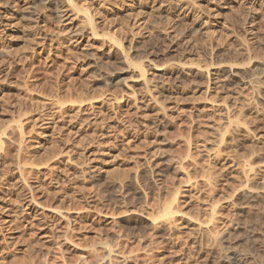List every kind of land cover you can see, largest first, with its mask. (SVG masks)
<instances>
[{
  "label": "rangeland",
  "instance_id": "374dc122",
  "mask_svg": "<svg viewBox=\"0 0 264 264\" xmlns=\"http://www.w3.org/2000/svg\"><path fill=\"white\" fill-rule=\"evenodd\" d=\"M66 2L0 0V264H264V0H74L95 36ZM101 30L136 47L147 82ZM70 95L86 100L55 104ZM166 116L174 150L192 140L185 161L161 146ZM26 154L56 156L21 170ZM163 168L172 183L146 195L135 175ZM175 191L174 222L153 223Z\"/></svg>",
  "mask_w": 264,
  "mask_h": 264
},
{
  "label": "bare ground",
  "instance_id": "6f19581e",
  "mask_svg": "<svg viewBox=\"0 0 264 264\" xmlns=\"http://www.w3.org/2000/svg\"><path fill=\"white\" fill-rule=\"evenodd\" d=\"M56 1H57V0H56ZM66 1L68 2L69 5L72 6V8H74L73 11L76 9L75 11L78 12V15H79L80 13L83 14V15H85V16H84V18H85V20H84V28L90 29V31H91V33H92L93 36L97 35V34H98V27H97L98 24H96V21H97V20H94V16L90 13V11H89V9H88V8H89V7H88L89 5H88L87 7H85V8H83L84 5H83V6H79V5H78L79 3H78L77 5H75V4H76V3H75L76 1L74 2V0H66ZM80 1H81V0H80ZM82 1H83V0H82ZM85 1H86V0H85ZM104 1H106V0H104ZM116 1H117V0H116ZM134 1H135V0H134ZM143 1H144V0H143ZM53 2H55V1H53ZM67 2H66V3H67ZM73 2H74L75 4H73ZM132 2H133V1H132ZM49 3H51V2H49ZM106 3H107V2H106ZM115 3H116V2H115ZM8 4H9V3H8ZM68 4H67V5H68ZM85 4H86V3H85ZM53 5H54V4H53ZM56 5H57V4H56ZM59 5H60V4H59ZM121 5H122V4H121ZM5 6H6V5H5ZM7 6H8V5H7ZM45 6H46V5H45ZM54 6H55V5H54ZM60 6H62V5H60ZM90 7H91V6H90ZM143 7H144V6H143ZM160 7H161V6H160ZM56 8H57V7H56ZM56 8H55V9H56ZM60 9H61V8H60ZM62 9H63V8H62ZM70 9H71V8H70ZM58 10H59V8H58ZM156 10H157V9H156ZM159 10H160V9H159ZM62 11H63V10H62ZM45 13H46V12H45ZM57 13H58V12H57ZM62 13H63V12H62ZM139 13H140V12H139ZM36 14H37V13H36ZM40 14H41V13H40ZM81 14H80V15H81ZM37 15H38V14H37ZM41 15H42V14H41ZM57 15H59V14H57ZM51 16H52V14H51ZM159 16H160V14H159ZM164 16H165V15H164ZM33 17H34V16H33ZM37 17H38V16H37ZM47 17H48V15H47ZM53 17H54V16H53ZM57 17H58V16H57ZM57 17H56V18H57ZM162 17H163V16H162ZM40 18H41V17H40ZM163 18H164V17H163ZM166 18H167V17H166ZM54 19H55V18H54ZM35 21H36V20H35ZM44 21H45V20H44ZM51 21H53V20H51ZM57 21H58V20H57ZM39 22H40V21H39ZM82 22H83V21H82ZM154 22H155V20H154ZM27 23H28V22H27ZM36 23H37V21H36ZM46 23H47V22H46ZM36 25H38V24H36ZM149 25H150V24H149ZM149 25H148V26H149ZM146 26H147V25H146ZM39 27H40V25H39ZM150 27H152V26H150ZM37 28H38V27H37ZM150 29H151V28H150ZM39 30H40V28H39ZM39 30H38V31H39ZM110 30H111V29H110ZM119 30H120V29H119ZM84 31H85V30H84ZM101 31H103V35H102V36H104V37H106L108 40L112 41L115 45H117V47H118V46H119L120 48L123 47V44H124V43H123V41H122V38L120 37V36H123V35H120V34H118V33L112 34L111 32H108L109 30L106 31L107 33H105L104 30H101ZM192 31H193V30H192ZM194 31H196V30H194ZM99 32H100V31H99ZM114 32H115V31H114ZM196 32H197V31H196ZM36 33H37V32H36ZM101 33H102V32H101ZM131 33H132V32H131ZM191 33H193V32H191ZM117 34L120 35V36H118ZM37 35H38V34H37ZM74 35H75V34H74ZM89 35H90V34H89ZM92 35H91V36H92ZM98 35H99V34H98ZM137 35H138V34H137ZM154 36H155V35H154ZM160 36H162V35H160ZM164 36H165V35H164ZM81 37H82V35H81ZM99 37H101V34H100ZM104 37H102V38H104ZM123 37H124V36H123ZM126 37H127V34H126ZM132 37H133V38H132ZM132 37H131V38H132V43H133V39H134V37H136V36H134L133 33H132ZM155 37H157V35H156ZM42 38H43V37H42ZM60 38H61V37H60ZM142 38H143V37H142ZM154 39H155V38H154ZM154 39H153V40H154ZM104 40H105V39H104ZM108 40H107V41H108ZM125 40H126V39H125ZM125 40H124V42H125ZM136 40H137V39L134 40V43H135V44H136V43L138 44L139 42H137ZM155 40H156V39H155ZM161 40H162V39H161ZM110 41H109V42H110ZM126 41H128V39H127ZM140 41H141V40H140ZM174 41H175V40H174ZM103 42H104V41H103ZM161 42H162V41H161ZM172 43H173V42H172ZM126 44H127V43H126ZM164 45H165V44H164ZM125 46H126V45H125ZM114 47H115V46H114ZM134 47H135V46H133V44H132V45L130 44L129 49H126V48L123 47L124 49L122 50V54H124V58H125V61H126V62H125V63H126V67H127L128 69H133V70L136 69V70H137V73L141 75V78L143 77V80L145 79L146 82H147L148 79H146V75H145V74H146V71L144 70V68H145L144 66H145V65H144V62H142L143 59L141 60V57L139 56L140 59H139V58H138V59L141 60V61H139L138 59H136V61H135V60H133V59L131 58V57H133V56H132L133 53H132V54H129V53H131V51H133L132 48H134ZM120 48H119V49H120ZM135 48H136V47H135ZM176 48L178 49V47H176ZM176 48H174V49H176ZM131 49H132V50H131ZM137 49H138V48H137ZM137 49H136V50H137ZM140 49H141V47H140ZM142 49H143V48H142ZM146 49H147V48H146ZM172 49H173V48H172ZM174 49H173V50H174ZM120 50H121V49H120ZM128 50H129V51L131 50V51L129 52ZM138 50H139V49H138ZM143 50H144V49H143ZM147 50H148V49H147ZM147 50H146V52H147ZM152 50H154V48H153ZM181 50H183V49H181ZM140 51H141V50H140ZM150 51H151V50H150ZM116 52H117V51H116ZM143 52H144V51H143ZM182 52H183V51H182ZM182 52H181V53H182ZM119 53H120V52H119ZM119 53H117V54L119 55ZM141 53H142V51H141ZM141 53L139 52L138 54L141 55ZM151 53L153 54V51H151ZM117 54H116V55H117ZM122 54L120 53L121 57H120V55L118 56V57H120V59L123 57ZM138 54H136V55H138ZM148 54H150V53H148ZM148 54H147V56H149ZM158 54H159V53H158ZM171 54H172V52H171ZM174 54H176V53H174ZM174 54H173V55H174ZM178 54H180V52H178ZM112 55H113V54H112ZM116 55H115V56H116ZM130 55H131V57H129ZM133 55H134V54H133ZM150 55H151V54H150ZM173 55L171 56L172 59H174V58H176V57L178 56L177 54H176V55H177L176 57H175V55H174V56H173ZM181 55H182V54H181ZM141 56H142V55H141ZM147 56H145L144 58H146V60L148 59L147 61H150L149 58H147ZM210 56H211V55H210ZM157 57H158V56H157ZM179 57H181V56L179 55ZM208 57H209V56H208ZM212 57H213V55L211 56V58H212ZM110 58H111V57H110ZM130 58H131L132 61L130 60ZM135 58H136V56H135ZM150 58H151V57H150ZM177 58H178V57H177ZM209 58H210V57H209ZM111 59H112V58H111ZM122 59H123V58H122ZM153 59H154V58H153ZM179 59L181 60V58H179ZM174 60H176V59H174ZM180 60H179V62H180ZM89 61L92 62V60H89ZM112 61H113V59H112ZM114 61H115V60H114ZM114 61H113V62H114ZM133 61L138 62V63H134ZM144 61H145V59H144ZM181 61H182V60H181ZM208 61H209V59H208ZM208 61H207V62H208ZM211 61H213V60H211ZM220 61H221V60H220ZM117 62H118V61H117ZM122 62H123V61H122ZM152 62H153V60H152ZM152 62H151V63H152ZM173 62H175V61H173ZM176 62H178V61L176 60ZM125 63H124V65H125ZM151 63H150V64H151ZM145 64H146V63H145ZM147 64H148V63H147ZM182 64H183V63L181 62V66H183ZM193 64H194V63H193ZM193 64L191 63V65H193ZM195 64H196V63H195ZM207 64H209V66H210L212 63H211V64H210V63H207ZM179 65H180V64H179ZM212 65H213V64H212ZM212 65H211V67H212ZM223 65H224V64H223ZM148 66H149V65H148ZM153 66H154V65H153ZM170 66H171V65H170ZM176 66H177V65H176ZM181 66H180V68H181ZM197 66H200V65L197 64ZM209 66H206V67H205V70H207L208 73H210V70H208V68H207V67H209ZM124 67H125V66H124ZM126 67H125V68H126ZM171 67H174V66L172 65ZM211 67H210V68H211ZM217 67H219V66H217ZM225 67H226V66H225ZM150 68H151V67H150ZM158 68H159V67H158ZM178 68H179V66H178ZM210 68H209V69H210ZM231 68H232V67H231ZM170 69H171V68H170ZM175 69H176V68H175ZM226 69H227V67H226ZM123 70H124V69H123ZM136 70H135V71H136ZM203 70H204V69H203ZM217 70H218V69H217ZM223 70H224V69H223ZM232 70H233V69H232ZM102 71H103V70H102ZM124 72H125V71H124ZM129 72H130V71H129ZM178 72H180V71H178ZM105 73H106V72H105ZM118 73H119V72H118ZM127 73H128V72H127ZM134 73H135V72H134ZM227 73H228V72H227ZM233 73H235V72H233ZM98 74H99V73H98ZM171 74H172V72H171ZM173 74H174V73H173ZM206 74H207V73H206ZM219 74H220V73H219ZM235 74H236V73H235ZM104 75H105V74H104ZM106 75H107V74H106ZM112 75H113V74H112ZM117 75H118V74H117ZM131 75H132V74H131ZM134 75H135V74H134ZM134 75H133V76H134ZM179 75H180V74H178L177 76H179ZM208 75H210V74H208ZM208 75H207V76H208ZM221 75H222V74H221ZM240 75H241V74H240ZM115 76H116V75H115ZM128 76H129V75H128ZM144 76H145V78H144ZM169 76H170V75H169ZM177 76H175V78H176L177 80H179V79L177 78ZM207 76H206V77H207ZM228 76H229V75H228ZM232 76H233V75H232ZM232 76H231V77H232ZM234 76H235V75H234ZM70 77H71V76H70ZM98 77H99V76H98ZM108 77H109V76H108ZM113 77H114V76H113ZM163 77H164V76H162V78H163ZM171 77H172V75H171ZM181 77H182V76H181ZM181 77H179V78H181ZM226 77H227V76H226ZM100 78H101V77H100ZM129 78H130V76H129ZM160 78H161V77H160ZM204 78H205V77H204ZM229 78H230V77H229ZM237 78H238V77H237ZM237 78H235V79H237ZM104 79H105V78H104ZM110 79H111V78H110ZM110 79H109V81H110ZM113 79H114V78H113ZM117 79H118V81H120V80H122V81L125 80L124 83L122 82L123 84H126V83H127V81H126L125 78H117ZM171 79H172V78H171ZM176 79H175V80H176ZM196 79H198V78H195L194 80H196ZM235 79H234V80H235ZM79 80H80V79H79ZM158 80H160V79H158ZM177 80H176V83H177ZM194 80H193V81H194ZM81 81H82V80H81ZM118 81H117V82H118ZM163 81H164V80H163ZM168 81H169V80H168ZM181 81H184V80H181ZM208 81H210V80H208ZM232 81H233V80H232ZM64 82H65V81H64ZM83 82H84V81H83ZM236 82H237V81H236ZM108 83H109V82H108ZM161 83H162V82H161ZM172 83H173V82H172ZM182 83H184V82H182ZM234 83H235V82H234ZM52 84H53V83H52ZM59 84H60V83H59ZM81 84H83V83H81ZM95 84H96V83H95ZM111 84H113V83H111ZM119 84H120V83H119ZM146 84H147V83H146ZM177 84H178V83H177ZM179 84H181V83H179ZM53 85H54V84H53ZM55 85H56V84H55ZM83 85H85V83H84ZM86 85H87V83H86ZM108 85H109V84H108ZM115 85H117V84L115 83ZM73 86H74V84H73ZM87 86H89V85H87ZM94 86H95V85H94ZM109 86H110V85H109ZM146 86H150V85H146ZM57 87H58V86H57ZM74 87H75V86H74ZM79 87H80V86H79ZM84 87H85V86H84ZM125 87L127 88V87H129V86H126V85H125ZM52 88H53V87H52ZM69 88H71V85H70ZM82 88H83V87H82ZM85 88H86V87H85ZM85 88H83V89L86 90ZM147 88H148V87H147ZM74 89H75V88H73V89L71 88L70 90L73 91ZM78 89H80V88H78ZM148 89H149V88H148ZM148 89H146V90L148 91V93L151 92V94H152L153 91H152V90H148ZM52 90L54 91L55 89H51V92H52ZM60 90H61V88H60ZM70 90H69V91H70ZM80 90H81L80 92L82 93V89H80ZM76 91H77V90H76ZM89 91H90V90H89ZM149 91H150V92H149ZM158 91H160L161 93L163 92V91H161V90H158ZM158 91H157V92H158ZM262 91H264V90H262ZM58 92H59V91H58ZM78 92H79V91H78ZM83 92H84V91H83ZM85 92H86V91H85ZM85 92H84V94L87 93V92H86V93H85ZM160 92H159V93H160ZM74 94H75V93H74ZM151 94H150V95H151ZM55 95H56V94H55ZM71 95H72V93H71ZM71 95H70L69 98H67V96H66V98H63V97H61V96H58L57 99H56V101H54V102H56L55 104H57V105L62 109V107L68 105V103H71L72 105H74V104H77V105H78V104H79V105L81 106V104H83V101L85 102V100H86V97H85V98H82V96H81L82 99H80V98H78V97H74V96H71ZM75 95H76V94H75ZM153 95H154V94H153ZM158 95H159V94H158ZM263 95H264V94H263ZM77 96H78V95H77ZM83 96H84V95H83ZM86 96H87V95H86ZM160 96H161V94H160ZM162 96H163V95H162ZM79 97H80V96H79ZM133 97H134V96H133ZM121 98H122V97H121ZM84 99H85V100H84ZM114 99L117 100L118 98H117V97H114ZM82 100H83V101H82ZM154 100H155V98H154ZM163 100H164V99H163ZM156 101L159 102V101H158V98H156ZM156 101H155V102H156ZM157 102H156V103H157ZM160 102L164 103V102L161 101V100H160ZM162 103H161V105H160V103H159V105L161 106L162 113H163L164 111H165V113H166V108H167V107L164 106L165 103H164V104H162ZM212 103H213V102H212ZM71 104H69V105H71ZM79 105H78V106H79ZM159 105H158V106H159ZM74 106H75V105H74ZM167 106H168V105H167ZM76 107H77V106H76ZM77 108H78V107H77ZM79 108H80V107H79ZM159 108H160V107H159ZM20 112H21V111H20ZM21 113L24 114V112H21ZM80 113H82V112H80ZM60 114H61V113H60ZM17 115H18V114H17ZM142 115H143V114H142ZM165 115H168V114L166 113ZM22 116H23V115H22ZM77 116H78L79 118H78ZM75 117H77L78 120H80V121H84V117H83L81 114H80V115L77 114ZM164 117H165V116H164ZM164 117H163V120H164ZM166 117H167V116H166ZM207 117H208V115H207ZM158 118H159V117H158ZM158 118H155V121H156V122H157L156 119H158ZM16 119H17V120L14 119V121H12V122H13V124H15V122H16V124L18 125V127H19V129H20L21 135L24 137L23 132H22V130H23V125H22V120H21V114H19V116H18ZM160 119H161V118H160ZM177 119H178V118H177ZM207 119L210 121V118H207ZM173 120H174V118H173ZM160 121H162V120H160ZM174 121H175V120H174ZM174 121H173V122H169V121H168V117H167V123L169 122L168 126H165L166 130H168L167 133H164V132H166L164 129H163L164 132H163V130H160V131H162V132H158V131H156V133L158 132V138H161V143H162L161 146L163 147V145H164V148H165V149H164V148H163V149L165 150L166 153L168 152V153L170 154V155H168L167 157H169V156L174 157L175 154H176L177 157L179 156L178 158H180V161H179L177 158H176V159H177L179 162H181V161H185V160H186V159L184 160V158H187V159L189 158V155H190V153H191V152H190V151H191V150H190V147L192 148V145H191V141H192V140H191V141H190V140H188V141L185 140V141H187V146H186V147H187V149H186V153H187L186 155H187V157H185L186 155H184V154H185V151H184L185 149L179 148V149H177V150H174V147L170 145V144H172V141H171L170 144H168L169 141H170V138H169L168 136H169L170 133H171L170 136L172 135V133H173L172 129H173V127L175 126ZM176 121H177V120H176ZM12 122H11V123H12ZM156 122H153V123H155L154 125H158V124H159V123L156 124ZM158 122H159V121H158ZM162 122H163V121H162ZM232 122H233V121H232ZM232 122L229 121V125H230V123H231V125H232ZM149 123H150V122H148V124H149ZM145 124L148 125L147 123H145ZM162 124H163V123H162ZM164 124H165V123H164ZM208 124H209V123H208ZM160 125H161V124H160ZM203 125H204V124H203ZM8 126L10 127V123H9V125L7 124V127H8ZM136 126H137V125H136ZM136 126H135V127H136ZM158 126H159V125H158ZM209 126H210V125H209ZM7 127H6V128H7ZM9 127H8V128H9ZM18 127H17V128H18ZM162 127H163V126H162ZM229 127H230V126H229ZM229 127H228V128H229ZM8 128H7V129H8ZM155 128H157V127H155ZM159 128H160V127H159ZM3 129L5 130V128H3ZM3 129H2V130H3ZM7 129H6V131H7ZM10 129H11V128H10ZM157 129H158V128H157ZM229 129H230V128H229ZM4 130H3V131H4ZM6 131H4V132H5L4 135L6 134L4 137L7 136L8 131H7V132H6ZM206 131H207V130H206ZM228 131H229V130L226 128V130L224 131V134L222 135V133H221V135H222V137H221V138H222V141L225 140V139H224V137H225L224 135L227 134ZM225 132H227V133H225ZM154 133H155V132H154ZM156 133H155V134H156ZM209 133H210V132H209ZM229 133H230V132H229ZM1 134H2V133H0V152L3 151V147H4V142H3V141H5V140H3V139L1 138ZM174 134H175V137H177V136H176L177 133H173V136H174ZM206 134H208V133H206ZM8 135H9V133H8ZM177 135H178V134H177ZM201 135H202V134H201ZM2 136H3V135H2ZM9 136H10V135H9ZM9 136H8V138H10ZM203 137H204V136H203ZM6 138H7V137H6ZM221 138H220V139H221ZM174 139H175V138H174ZM190 139H191V138H190ZM10 140H11V139H10ZM159 140H160V139H159ZM176 140H177V139H176ZM222 141H221V142H222ZM223 142H224V141H223ZM174 143H176V142H174ZM192 143H193V142H192ZM21 144H22V142H21ZM141 144H142V143H141ZM182 144H183V143H182ZM142 145H143V144H142ZM140 146H141V145H140ZM219 146H220V145H219ZM142 147H143V146H142ZM6 148H7V147H6ZM124 148H125V147H124ZM128 148H129V147H128ZM139 148H140V147H139ZM159 149L162 150V148H159ZM164 150H163V151H164ZM187 150H188V151H187ZM137 151H138V150H137ZM137 151H136V152H137ZM158 151H159V150H157V151L155 152V157L159 160L160 157H161V154H159ZM163 151H162V152H163ZM253 151H254V150H253ZM19 152H20V151H19ZM162 152H161V153H162ZM218 152H219V151H218ZM255 152H256V151H255ZM255 152H254V153H255ZM218 154H219V153H218ZM191 155L193 156V154H191ZM191 155H190V157H192ZM13 156H14V155H13ZM20 156H22V155H20ZM55 156H56V154H55V155L53 154V155L48 156L46 159H44V158H38L37 156H33V155H30V154H26L25 156L23 155V158H21V159L19 158L20 162H19V164H18V168L22 170L23 168H25V167L28 166V165H31L30 167H32V166H38V164H39V165H42V164H45V165H46V163H47L49 160H51L52 158H54ZM176 156H175V157H176ZM175 157H174V158H175ZM17 158H18V157H17ZM148 159H149V158H148ZM150 159H151V158H150ZM161 159H162V158H161ZM161 159H160V160H161ZM167 159H168V158H167ZM169 159H170V158H169ZM182 159H183V160H182ZM162 161H163V159H162ZM169 162L171 163L172 161L170 160ZM169 162H168V163H169ZM163 163L166 164V165H169L167 162H163ZM173 163H174V162H173ZM148 164H150V160H149ZM151 164H153V163H151ZM179 164H180V163H179ZM172 165H173V164H172ZM177 165H178V164H177ZM182 165L184 166V164H181V167H183ZM140 166H142V165H138L139 168H141ZM173 166H174V165H173ZM178 166H179V165H178ZM16 167H17V166H16ZM143 167H144V166H143ZM149 167H150V166H149ZM149 167H147V168H149ZM169 167H170V166H169ZM32 168H33V167H32ZM144 168H145V167H144ZM150 168H151V167H150ZM153 168H154V167H153ZM157 168H159V167H157ZM164 168H165V167H164ZM164 168H163V169H160V170H155V169H154V171H153V173H152V179H153V181H152L151 179H149V176H148V174H147L148 172L151 173L150 170H149L147 173H146L144 170H141L139 173H137V174L135 175V180H137L138 183L141 184V185H140V184H139V185L142 186V188H143L144 191L146 192V193H145L146 195H149V194L152 193V188H154V187H152V186H153L152 183H155V180H160V181H157V182H161V181L165 182L166 180H169V179L172 178V177H169L168 179L165 178V175H166L168 172L165 174V173H164V171H165ZM19 169H18V170H19ZM151 169H152V168H151ZM182 169H183V168H182ZM24 170H25V169H24ZM145 170H146V169H145ZM152 170H153V169H152ZM49 171L52 172V173L50 174V175H51V177H50V178H51L50 183H52L54 180H57V179H58V175H57V174L54 175L52 170H49ZM167 171H168V170H167ZM98 172H99V171H98ZM165 172H166V171H165ZM20 173H21V172H20ZM186 173H188V172H186ZM205 173H206V172H205ZM128 174H129V173H128ZM210 174H211V173H210ZM20 175H21V174H20ZM50 175H49V176H50ZM149 175H150V174H149ZM170 175H171V174H170ZM188 175H189V174H187V176H188ZM172 176H173V175H172ZM93 177L95 178V176H93ZM93 177H90V178H93ZM167 177H168V175H167ZM188 177H189V178H188V181L190 182V181L192 180V179L190 178L191 176H188ZM173 178H174V177H173ZM23 179H24L25 182L28 181V180H26V178H24V177H23ZM103 179H104V178H103ZM21 180H22V179H21ZM97 180H98V179H97ZM171 180H172V179H171ZM207 180H208V179H207ZM24 181H23V182H24ZM95 181H96V179H95ZM95 181H94V183H95ZM99 181H100V180H99ZM151 181H152V182H151ZM212 181H213V180H212ZM212 181H211V182H212ZM25 182H24V183H25ZM57 182H58V181H57ZM90 182H91V181H90ZM92 182H93V181H92ZM133 182H134V181H133ZM169 182H170V180H169ZM28 183H29V182L25 183V185H26V184L28 185ZM124 183H125V182H124ZM165 183H166V182H165ZM167 183H168V181H167ZM170 183H172V182H170ZM127 184H128V183H127ZM209 184H210V183H209ZM0 185H2V184H0ZM155 185H157V183H156ZM95 186H96V185H95ZM131 186H132V185H131ZM160 186H161V185H160ZM98 187H99V185H98ZM177 187H178V186H177ZM29 188H30V186H29ZM123 188H124V186H123ZM128 188H129V186H128ZM181 188H182V187H181ZM124 189H125V188H124ZM155 189L157 190V188H155ZM158 189H160L159 191H161V188H158ZM141 190H142V189H141ZM169 190H170V189H169ZM138 191H139V190H138ZM170 191H171V190H170ZM178 192H179V191H175V192L172 193V194H171V192L168 193L170 197L167 195V198L169 197V199H168V201H165L166 203L164 202L165 204H164V206H162L163 208L161 207L162 210L160 209V214H159L158 216H156L157 214H156L155 216H151L153 223H154L155 221H156V222H157V221H161V220L164 218L163 221L166 222V223L168 224V223H171V222L173 221L172 218L174 219V217H177L176 214H178V212H180V211H178L179 209H178V210H176V209L174 210V209H173V205H174L175 202H176ZM142 193H143V192H142ZM4 194H5V193H4ZM138 196H139V195H138ZM142 197H143V195H142ZM10 198H11V197H10ZM146 198H148V197H146ZM152 198H153V196H152ZM167 198H166V199H167ZM159 200H160V199H159ZM144 201H145V199H144ZM140 202H141V201H140ZM146 202L149 203L148 201H146ZM162 204H163V203H162ZM213 204H214V202H213ZM218 204H219V203H218ZM218 204L216 203L215 206L212 205V206H213V211H211L210 214H211V217H212L213 219H212V218H211L210 220L208 219L209 222H213V220H214L213 215H216L217 212H218V211H217V208H218L217 206H218ZM146 205H147V204H146ZM146 205H145V206H146ZM143 206H144V205H143ZM174 208H175V207H174ZM115 209L117 210V208H115ZM211 209H212V208H211ZM216 211H217V212H216ZM215 213H216V214H215ZM152 214H153V213L148 214V217H149V215H152ZM129 215H130V214H129ZM129 215H128V216H129ZM131 215H132V214H131ZM133 215H134V214H133ZM133 215H132V216H133ZM135 216H136V215H135ZM141 217H142V216H141ZM145 217H146V216H145ZM209 217H210V216H209ZM151 218H148V219H151ZM159 218H162V219H161V220H158ZM127 219H128V218H127ZM130 219H131V218H130ZM139 219H140V218H139ZM123 220H125V219H123ZM143 220H144V219H143ZM166 220H167V221L169 220L170 222H167ZM120 221H121V220H120ZM127 221H129V219H128ZM136 221H137V220H136ZM175 221H176V220H175ZM124 222H125V221H124ZM132 222H133V221H132ZM146 222H147V221H146ZM146 222H145V223H146ZM173 222H174V221H173ZM138 223H139V222H138ZM149 223H150V222H149ZM160 223L162 224V221H161ZM119 224H120V223H119ZM126 224H127V223H126ZM151 224H152V223H151ZM163 224H164V223H163ZM122 225H124V224H122ZM152 225H153V224H152ZM157 225H158V224H157ZM206 225H207V224H206ZM142 226H143V225H142ZM150 226H151V225H150ZM154 226H156V224H154ZM170 226H171V225H170ZM126 227H127V226H126ZM130 227H132V226H130ZM156 227H157V226H156ZM154 228H155V227H154ZM157 228H158V227H157ZM162 228H163V227H162ZM160 229H161V228H160ZM131 230H132V229H131ZM129 231H130V230H129ZM160 231H161V230H160ZM162 231H164V230H162ZM158 233H159V232H158ZM162 233H163V232H162ZM159 237H162V236H161V233H160V236H159ZM109 247H110V246H109ZM110 249L112 250V248H110ZM109 253H111V252H109ZM112 253H113V251H112ZM231 259H232V258H231ZM237 260H239V258H238ZM230 262H231V261H230ZM230 264H232V262H231ZM233 264H234V263H233ZM236 264H238V263H236Z\"/></svg>",
  "mask_w": 264,
  "mask_h": 264
}]
</instances>
